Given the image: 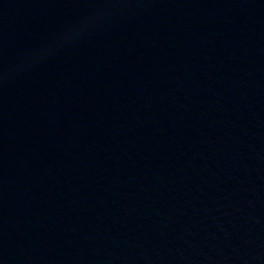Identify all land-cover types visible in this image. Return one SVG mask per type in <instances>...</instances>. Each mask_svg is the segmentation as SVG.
Masks as SVG:
<instances>
[{"label": "water", "instance_id": "95a60500", "mask_svg": "<svg viewBox=\"0 0 264 264\" xmlns=\"http://www.w3.org/2000/svg\"><path fill=\"white\" fill-rule=\"evenodd\" d=\"M264 0H0V264H154Z\"/></svg>", "mask_w": 264, "mask_h": 264}]
</instances>
